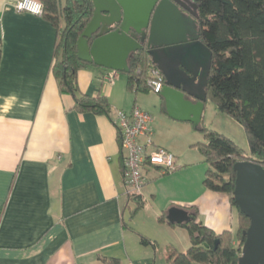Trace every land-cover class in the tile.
<instances>
[{
  "label": "crops",
  "instance_id": "crops-1",
  "mask_svg": "<svg viewBox=\"0 0 264 264\" xmlns=\"http://www.w3.org/2000/svg\"><path fill=\"white\" fill-rule=\"evenodd\" d=\"M16 1L0 0V264H167L165 252L178 251V235L185 236L181 227L158 223L172 208L195 207L199 220L216 233L235 234L229 197L207 190L204 174L184 177L189 168L184 163L164 178L148 169L142 211L149 210L171 240L162 254L141 244L140 236L147 234L135 228L134 218L126 220L131 202L114 123L117 112L135 107L122 110L110 103V116L76 110L74 97L60 92L53 74L55 27L43 17L16 12ZM107 71L94 65L79 71L80 92L111 100L113 85L101 80ZM154 122L153 117L154 146L180 163L172 142L155 135ZM166 181L172 187L160 198Z\"/></svg>",
  "mask_w": 264,
  "mask_h": 264
},
{
  "label": "trees",
  "instance_id": "trees-1",
  "mask_svg": "<svg viewBox=\"0 0 264 264\" xmlns=\"http://www.w3.org/2000/svg\"><path fill=\"white\" fill-rule=\"evenodd\" d=\"M39 1L44 6L42 17L57 31L53 74L60 92L74 97V108L79 112L110 116L112 109L108 97L82 94L77 82L79 71L92 65L78 59V41L93 17L92 0ZM193 2L199 12L200 41L212 52L207 99L211 98L219 112L227 114L244 128L249 153H244L226 136L206 128L201 130L205 142L193 147L208 165L204 187L229 197L232 208L238 212V229L235 234L229 230L216 233L199 220L195 207L172 208L158 218V223L185 229L191 242L187 252L175 248L167 250V264H238L250 220L238 210L233 198L236 179L233 168L237 162L243 161L264 168V0ZM1 55L0 46V61ZM129 65L130 72L126 74L129 90L136 94L150 93L147 82L151 70L157 67L152 64L147 51L135 53ZM128 199L137 204L135 211L131 210L133 217L143 210L145 202L141 195ZM173 211L184 212L188 220L181 224L172 222L168 215ZM140 242L157 248L156 243L145 236H140ZM110 262L119 264L118 260Z\"/></svg>",
  "mask_w": 264,
  "mask_h": 264
},
{
  "label": "water",
  "instance_id": "water-1",
  "mask_svg": "<svg viewBox=\"0 0 264 264\" xmlns=\"http://www.w3.org/2000/svg\"><path fill=\"white\" fill-rule=\"evenodd\" d=\"M93 17L78 41V59L128 74L134 54L146 50L165 78L164 112L201 130L212 52L200 41L193 0H92ZM233 198L249 220L238 264H264V168L237 162ZM184 223L181 211L169 213ZM218 244V241L217 243Z\"/></svg>",
  "mask_w": 264,
  "mask_h": 264
},
{
  "label": "rangeland",
  "instance_id": "rangeland-1",
  "mask_svg": "<svg viewBox=\"0 0 264 264\" xmlns=\"http://www.w3.org/2000/svg\"><path fill=\"white\" fill-rule=\"evenodd\" d=\"M109 89L112 91V97L111 100L109 99V102L113 104V106L122 110H129L137 107L145 112H148L155 118V135L161 136L167 141H171L173 145V152L179 157V164L183 165L186 163L189 167L185 170V173L182 174L184 177L191 178L196 177L198 174L205 175L208 169V165L204 162L202 154L197 148L193 147L197 143L205 142V136L201 131L203 128L216 131L226 136L234 141L244 153H249L248 138L244 128L227 114L219 112L211 98H208L205 103L201 130H198L190 122H181L165 118L160 96L153 92H139L136 94L135 92L130 91L128 88V76L124 73L119 72V79L112 87H109ZM176 172L166 174L163 178L174 175ZM164 184L167 189L164 188L160 192V198H166V196L169 195V186L172 187V183L169 181L164 182ZM176 187H179L178 183L176 184ZM179 194L174 196H176V198H180ZM130 208L132 211H135L137 204L135 202L131 203ZM148 211L149 210L145 212L142 210L138 211L133 214L132 217V214H130V211L128 210L126 220L130 221L134 218L135 223H133V225L135 228L145 232L147 234L146 238L157 245V248L151 246L152 249H156V252L159 251L162 254L165 252L166 242L171 240V237L160 232L158 224L152 220ZM237 228L238 212L237 209L234 208L231 230L236 233ZM178 231H180L179 233H182L181 231H183L185 236L182 237L181 235H178L177 249L179 252H187L191 246L189 234L183 228H178Z\"/></svg>",
  "mask_w": 264,
  "mask_h": 264
},
{
  "label": "built area",
  "instance_id": "built-area-1",
  "mask_svg": "<svg viewBox=\"0 0 264 264\" xmlns=\"http://www.w3.org/2000/svg\"><path fill=\"white\" fill-rule=\"evenodd\" d=\"M14 9L18 13L37 17H42L44 13V6L39 0H17ZM118 79L119 72L109 70L101 77L102 83L109 86L114 85ZM147 85L151 92L158 95L161 93L165 78L159 69L151 70ZM114 123L118 131L124 190L127 197L142 194L148 180V169L156 168L166 175L181 168L177 157L172 152L154 146L151 128L153 117L149 113L137 107L129 113L119 111ZM142 137L145 138V143L140 142Z\"/></svg>",
  "mask_w": 264,
  "mask_h": 264
}]
</instances>
